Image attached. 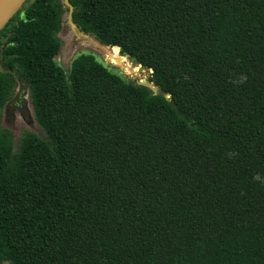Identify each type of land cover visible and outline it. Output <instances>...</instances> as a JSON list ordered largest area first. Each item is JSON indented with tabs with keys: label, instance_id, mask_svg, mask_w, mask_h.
Wrapping results in <instances>:
<instances>
[{
	"label": "trees",
	"instance_id": "16d2710c",
	"mask_svg": "<svg viewBox=\"0 0 264 264\" xmlns=\"http://www.w3.org/2000/svg\"><path fill=\"white\" fill-rule=\"evenodd\" d=\"M63 1L0 31V108L16 75L47 135L0 130V264H264V0H70L170 98L60 66Z\"/></svg>",
	"mask_w": 264,
	"mask_h": 264
},
{
	"label": "rangeland",
	"instance_id": "374dc122",
	"mask_svg": "<svg viewBox=\"0 0 264 264\" xmlns=\"http://www.w3.org/2000/svg\"><path fill=\"white\" fill-rule=\"evenodd\" d=\"M58 37L62 42V49L60 54L56 58V62L62 66L67 72L74 59L81 54H91L97 58L98 61L107 66L110 70L127 76L129 80H139L134 74L123 72L121 65H115L110 67L105 63L106 59H110L109 48L103 46L99 41L88 34L83 33L78 27H74L71 24L64 22L61 31L58 33ZM116 56L110 59L112 63H116ZM124 66L129 68V65H125L128 62L127 59H122ZM134 64V62L132 61ZM148 70V69H146ZM148 78L151 77V71L148 70ZM22 85L15 75L12 81V88L10 98L4 108H0V130H10L12 134V140L14 149H18L22 139L26 134L33 132L39 135L41 138H47V135L43 128L38 124L35 119L33 106L31 104V98L29 90L25 88V95L20 97ZM3 264H10L4 262Z\"/></svg>",
	"mask_w": 264,
	"mask_h": 264
},
{
	"label": "water",
	"instance_id": "95a60500",
	"mask_svg": "<svg viewBox=\"0 0 264 264\" xmlns=\"http://www.w3.org/2000/svg\"><path fill=\"white\" fill-rule=\"evenodd\" d=\"M26 0H0V31L1 29L7 24V22L13 17L15 13L23 6ZM65 7L68 8V12L66 13L65 22L68 24H71L74 27H78L77 24L74 22L73 13L75 10V7L70 2V0H64L63 1ZM109 48V54L112 55L114 52H118L120 54V47L119 46H113L108 47ZM123 57H126L128 61L132 62L129 55L122 56L120 54V57L116 59V63L110 62L109 59H106L105 63L108 64L110 67H114L115 65H121L123 62ZM134 65L139 67V73L145 71L147 68L143 66L140 63H134ZM151 73H153V70H150ZM123 79L125 81H129L127 76H123ZM137 84L142 85L150 89L155 95H160L163 97L170 98L171 95L167 94L165 91H163L159 86H157L153 81H151L149 78L141 77Z\"/></svg>",
	"mask_w": 264,
	"mask_h": 264
},
{
	"label": "bare ground",
	"instance_id": "6f19581e",
	"mask_svg": "<svg viewBox=\"0 0 264 264\" xmlns=\"http://www.w3.org/2000/svg\"><path fill=\"white\" fill-rule=\"evenodd\" d=\"M114 55L116 56L117 59L120 57V55H116L115 53H113L112 55L109 54L110 59H113ZM123 59H127V58L123 57ZM110 62H111V60H110ZM125 65H129V68L127 66H124L123 63L121 64L123 72L125 71L126 74L131 73V74H134V75H136L138 77H146V78H148V75H149L148 74V70H145V71L139 73V67L134 65L132 62L131 63L128 62Z\"/></svg>",
	"mask_w": 264,
	"mask_h": 264
}]
</instances>
